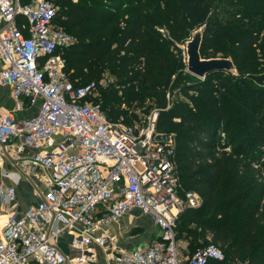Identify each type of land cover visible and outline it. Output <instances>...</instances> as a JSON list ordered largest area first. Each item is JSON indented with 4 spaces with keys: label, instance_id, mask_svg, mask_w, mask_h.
Returning a JSON list of instances; mask_svg holds the SVG:
<instances>
[{
    "label": "trees",
    "instance_id": "16d2710c",
    "mask_svg": "<svg viewBox=\"0 0 264 264\" xmlns=\"http://www.w3.org/2000/svg\"><path fill=\"white\" fill-rule=\"evenodd\" d=\"M54 2L55 25L74 39L63 51L70 81L93 83L110 121L134 126L157 110L156 130L174 135L179 194L200 200L175 236L191 255L209 237L221 264H264V0ZM202 25L201 57H229L237 75L188 83L178 45ZM176 90L184 100L168 105Z\"/></svg>",
    "mask_w": 264,
    "mask_h": 264
},
{
    "label": "built area",
    "instance_id": "2783aa9c",
    "mask_svg": "<svg viewBox=\"0 0 264 264\" xmlns=\"http://www.w3.org/2000/svg\"><path fill=\"white\" fill-rule=\"evenodd\" d=\"M56 11L51 0H0V86L13 103L0 111V157L15 163L6 173L13 185L45 172L39 201L25 210L16 209L14 186L0 188V264H94L95 248L114 264L225 262L211 243L182 258L175 224L200 200L179 194L174 135L156 130L157 110L135 126L110 121L94 84L70 81L63 51L74 39L55 25ZM35 103L33 116H16ZM25 148L44 150L24 157ZM133 211L160 234L126 251L107 226ZM65 237L76 254L59 247Z\"/></svg>",
    "mask_w": 264,
    "mask_h": 264
},
{
    "label": "crops",
    "instance_id": "0c3cea01",
    "mask_svg": "<svg viewBox=\"0 0 264 264\" xmlns=\"http://www.w3.org/2000/svg\"><path fill=\"white\" fill-rule=\"evenodd\" d=\"M13 106L11 97H10V89L7 86H0V111H8L11 110ZM38 108V103H35L32 106H26L25 109L16 114L17 117H31L33 116ZM44 149H31L25 148L21 153L22 156L27 157L35 151H41ZM15 163L11 159L10 156L4 155L0 157V188H7L14 186L15 189V206L17 210H25L26 208L35 205L39 201L40 194L44 191V178L45 172L39 171L35 172V174H31L26 178H22L16 185H13V182L10 178L6 176V173L14 174L15 172ZM136 219H145L148 221L150 227L154 229H158L155 227L151 220L146 216H142L139 214L138 211H133L123 217H121L117 222L111 223L107 226V229L112 233L114 242L120 246L122 249L126 251H131L136 248L141 247L145 242L150 241L151 239L159 236L160 232L159 229L157 230L158 233L151 237L149 240H142L133 242L131 238L128 237V233H126L127 228L131 224H134V220ZM5 222V217L3 214L2 209L0 208V228ZM135 225V224H134ZM143 226L141 224H137ZM59 247L68 255L72 256L76 254L75 251L71 250L66 244V237L62 238L59 243ZM96 251V260L94 264H114L113 261L106 260V256L101 252L100 249L95 248Z\"/></svg>",
    "mask_w": 264,
    "mask_h": 264
},
{
    "label": "water",
    "instance_id": "95a60500",
    "mask_svg": "<svg viewBox=\"0 0 264 264\" xmlns=\"http://www.w3.org/2000/svg\"><path fill=\"white\" fill-rule=\"evenodd\" d=\"M204 27H199L191 33L190 39L185 42L184 57L185 71L189 75L203 80L212 72H224L237 75L236 68L231 58H202L200 48Z\"/></svg>",
    "mask_w": 264,
    "mask_h": 264
},
{
    "label": "rangeland",
    "instance_id": "374dc122",
    "mask_svg": "<svg viewBox=\"0 0 264 264\" xmlns=\"http://www.w3.org/2000/svg\"><path fill=\"white\" fill-rule=\"evenodd\" d=\"M54 2V0H52ZM55 4V2H54ZM56 5V4H55ZM58 10V8H57ZM201 27H204V25H202ZM192 33V32H191ZM191 33L181 42V44L178 45V47L182 50L183 52V55H184V44L186 41H188L190 39V36H191ZM227 48V47H226ZM255 53H258V50L255 51ZM218 57L216 58H222V54H217ZM185 58V57H184ZM229 58V57H227ZM186 72V71H185ZM188 74V73H187ZM189 75V74H188ZM188 83L189 84H194L196 82H200L202 80H199L193 76H188ZM112 78L110 76H106V81L107 80H111ZM204 80V79H203ZM105 84V82H103ZM178 90V89H177ZM176 91H172V92H169L170 93V102L173 103L175 102L176 100H184V97L181 96V94H178L176 93ZM189 94H193V91H190ZM230 97L229 95L226 96V100H228ZM236 100H240V95L238 94L237 95V98ZM263 110H264V107H263ZM151 113V112H150ZM150 113H148L142 120V122L140 123H143L144 121H146V118L148 117V115H150ZM135 126V125H134ZM263 161V159L260 161V163ZM264 177V176H263ZM141 224L143 226H140V225H137V224ZM149 222L146 221L145 219H136L134 220V224H131L129 226V229L127 228L126 230V233H128V237L131 238V241H142V240H149L151 237L155 236L157 233H158V229H154V230H150V229H153L152 227H150V225L148 224ZM175 243L177 245V248L178 250L180 251V253L183 255L182 258H189L191 256V252L189 251V248H188V245H187V242L185 240H183V238L180 236V237H177L175 236ZM208 243H211L210 241V238L209 237H206L205 239H199L198 242L196 244H198L196 247L194 246L193 249H197V248H200Z\"/></svg>",
    "mask_w": 264,
    "mask_h": 264
}]
</instances>
